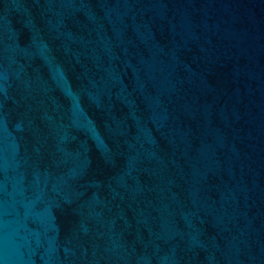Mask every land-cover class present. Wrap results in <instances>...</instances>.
Masks as SVG:
<instances>
[{"label": "water", "instance_id": "95a60500", "mask_svg": "<svg viewBox=\"0 0 264 264\" xmlns=\"http://www.w3.org/2000/svg\"><path fill=\"white\" fill-rule=\"evenodd\" d=\"M0 264H264V0H0Z\"/></svg>", "mask_w": 264, "mask_h": 264}]
</instances>
